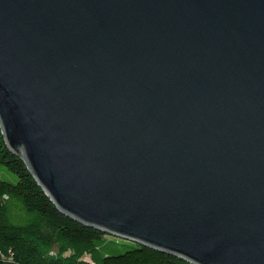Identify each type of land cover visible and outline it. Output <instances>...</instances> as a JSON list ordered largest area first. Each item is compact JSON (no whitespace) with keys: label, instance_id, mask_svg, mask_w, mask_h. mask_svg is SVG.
<instances>
[{"label":"water","instance_id":"obj_1","mask_svg":"<svg viewBox=\"0 0 264 264\" xmlns=\"http://www.w3.org/2000/svg\"><path fill=\"white\" fill-rule=\"evenodd\" d=\"M0 129L72 219L264 264V0H0Z\"/></svg>","mask_w":264,"mask_h":264},{"label":"trees","instance_id":"obj_2","mask_svg":"<svg viewBox=\"0 0 264 264\" xmlns=\"http://www.w3.org/2000/svg\"><path fill=\"white\" fill-rule=\"evenodd\" d=\"M0 264H192L60 212L0 129Z\"/></svg>","mask_w":264,"mask_h":264}]
</instances>
